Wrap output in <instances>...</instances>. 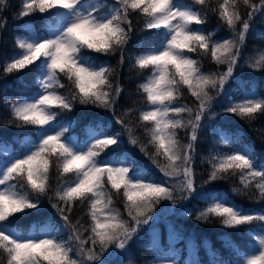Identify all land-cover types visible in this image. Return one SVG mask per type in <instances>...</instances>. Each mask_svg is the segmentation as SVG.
Wrapping results in <instances>:
<instances>
[{
    "label": "snow or ice",
    "instance_id": "6c2138e0",
    "mask_svg": "<svg viewBox=\"0 0 264 264\" xmlns=\"http://www.w3.org/2000/svg\"><path fill=\"white\" fill-rule=\"evenodd\" d=\"M243 4L251 11L242 14L238 0H21L16 18L39 13L50 22L43 34L28 29L25 35H16L19 51L0 65L3 74L29 66L37 70L36 91L3 100L11 116L6 123L35 127L36 133L22 140L20 151L0 142V264H115L107 256L114 250L127 252L141 227L156 220L154 213L162 201L176 206L198 192L193 155L199 130L217 115L213 111L215 98L225 94V84L240 65L254 17L257 13L264 16V0L258 4L243 0ZM6 6V0H0V13ZM209 13L227 25L231 38L214 39L212 33L196 27L207 23ZM133 15L142 24L141 31L149 35L136 55L126 56L135 30ZM6 25L0 17V30ZM85 50L106 56L119 53L120 65L130 59L138 74L145 70L151 73L138 85V91L146 94L140 107L117 116L122 88L113 84L112 69L95 64ZM188 53L210 54L217 65H227V71L206 74L200 61ZM245 63L264 71V55ZM182 86L195 98L193 106L180 102ZM66 87L67 94L57 91ZM245 87L249 90L240 100L225 98L222 112L251 122L264 115V96L251 91L249 85ZM75 104L107 110L122 131L111 132L93 121L83 139L74 137L71 118L60 120L58 116L72 112ZM136 113L137 124L149 137L146 143L137 139L131 120L124 118ZM179 130L185 131L187 143L181 142ZM125 133L130 144L167 179L144 172L130 157L114 155ZM217 135L218 143L228 148L213 150L202 185L238 176L242 187L234 186L233 192L264 200V164L257 163L251 146L235 143L225 132ZM112 190L123 199L127 218L110 207ZM199 194L205 206L184 214L201 222L215 218L225 228L250 226L255 239H248L253 247L237 253L235 264H264V213L247 211L216 192L201 190ZM44 199L55 209L62 227L39 223L27 233L13 227L33 211L38 212ZM77 204L87 208L90 223L85 219L72 224L71 213ZM65 229L69 232L66 239L62 235ZM177 238L178 233L169 225L170 244ZM188 244L190 257L184 264H198L196 246L192 241ZM145 246L159 249L155 229ZM176 256L170 249L157 258V264H180Z\"/></svg>",
    "mask_w": 264,
    "mask_h": 264
},
{
    "label": "trees",
    "instance_id": "16d2710c",
    "mask_svg": "<svg viewBox=\"0 0 264 264\" xmlns=\"http://www.w3.org/2000/svg\"><path fill=\"white\" fill-rule=\"evenodd\" d=\"M214 2L215 0H213V3ZM253 2L258 4L259 0H253ZM238 3L240 5V11L242 14L246 13L247 11H251L250 8H248L246 5L243 4V0H238ZM6 5L7 6L5 10L2 13H0V17H2L3 20L7 21L6 27L0 30V65L3 64L5 58L7 57L6 52L12 47V45L13 46L15 45L14 37L17 35L18 31H21L23 29L25 23H33L35 25H38V27H40L50 22L48 18H46L43 14H39V13H36L31 17L16 18V13L19 11L21 7V0H6ZM131 19L133 21V26L135 30L130 35L129 43L127 45L128 53L126 54V56L128 55L133 56L132 54L136 53L134 43L146 44L147 43L146 37L149 35V33H146L145 31H141L142 24L137 21L135 15H133ZM258 22L264 26V17H257L256 15L254 17L253 24H256ZM214 27H217L218 31L223 30V33H231L227 25L222 21H220L217 15L209 13L207 23L204 24V26H201V28L205 32L206 31L208 32ZM131 40H133L132 47H131ZM258 41L248 40V38H246L245 46L242 49L243 55L240 61V65L237 67L235 72L243 73L246 69H253L247 67L245 62L249 58L258 59L261 55H264V53H262L261 51L262 45ZM188 55L200 61L202 71L206 74L209 72H214V73L224 72L225 65H217L215 61L211 59L210 54L205 56L203 54L198 55L197 53H188ZM106 57L109 60V62L107 63V67H110L112 69L111 80L113 84H119V86L122 88V93L116 105V114L117 116H123L128 109H134L141 106V103L144 100L143 99L144 93L142 91H138V85L143 83L144 81L142 80L141 82L137 78L138 75L137 70L131 67L132 63L134 62L133 60L126 59L125 63L123 65H120L119 53H116L114 55H107ZM253 70L261 71L259 69H253ZM28 71L29 68L23 70L24 73ZM14 73H18V72H14ZM14 73L3 74L2 71H0V128H2L3 125H8L6 121L11 119L9 109H7L3 104V100H4L3 95L8 87V84L12 81L11 75H13ZM23 80L26 82L28 81L26 78H24ZM63 82L67 85L68 82L66 77L65 79H63ZM67 91H68L67 87L63 89L64 94H67ZM181 91L183 93V96L180 102L184 104H188L189 106H193L195 98L191 96V93L190 91H188L187 87L182 86ZM224 106H225L224 96L216 97L213 104V111L216 112L217 115L212 116L211 118H213V122L212 123L207 122L205 126L199 130L198 133L199 139L196 142L195 145L196 150L193 155V161H194L193 166L197 173L196 179L198 185V192L194 194L192 198L180 201L176 206H174V208H177V206L183 207L188 205L191 206L190 210L193 212H198L201 209V207H198V204L202 200V197L199 194V192L205 186L202 185V181L207 179L208 171L210 169L208 158L210 155L213 154L214 149H217L218 146H223V144L218 143L219 136L217 134H214L212 130L214 129L215 125H218L221 126L227 132L233 131L238 125L232 122L231 120H229L228 118L233 119L234 121L240 123L242 126L241 125L239 126L246 133L245 135H239V136L237 135L233 137V139L234 140L244 139L248 141L256 151V155L258 159L264 162V115H258L255 120L248 122L234 114L223 113L222 109L224 108ZM96 109L105 110L101 108H96ZM138 115L139 114L136 113L134 115L125 116L124 118L126 120H131L130 126L133 128L134 134L136 135L137 139H139L142 143H146L149 137L146 136L143 128L137 124ZM114 118L116 119V117ZM185 118L187 119V114H185ZM178 135L180 136L182 143H187L188 137L185 135L184 130H179ZM131 149L133 151H138L139 153H141L138 147L133 146ZM142 156L147 160V163L142 164L139 162L137 164L139 169L143 170L144 172L152 175L157 179H161V180L167 179L163 176V173L160 172L159 169L156 168V166L152 164L150 160L147 159V157H145L143 154ZM161 162L163 163L164 161L161 160ZM51 182L53 187H55L57 183L55 171H53ZM215 183L228 184L232 188L234 186L242 187L238 176L235 177L234 179L217 181ZM215 183L213 185H215ZM237 194L242 199H250L254 207L257 208L264 207V200H257L243 193H237ZM112 196H113V200L111 207L121 212V214L125 218H127V213L126 211H124L123 199L115 194V190H112ZM42 203L43 206L47 205L46 209L43 212H36V213L32 212V214L26 218L32 220H44L45 215L51 212L52 207L48 203L47 199H44ZM169 204H170L169 201H162L157 206L156 209L164 208L166 210ZM86 212H87V208L77 204V206L73 209V212L71 213L72 224L75 225L77 224L78 221L83 222L85 219H88V222L90 223V218L86 217ZM182 212H183L181 216L183 221L182 223L193 224L195 227L199 229H205V230H215L219 228L226 230L232 229V228H225L224 226L216 222L215 218H213L212 222H201V221H196L194 217H190L184 214L185 210H183ZM28 219L25 220L24 222L26 223ZM236 227H240V226H236ZM190 231L193 235L195 234L197 236V238L199 239L198 241H200L201 238L203 237L202 232L198 229H191ZM199 251L200 252L205 251V248L201 244H199ZM107 259L109 261L113 260L115 264H151L149 262L148 254L144 251H141L140 248H137L132 244H130V247L128 248L127 252H124V250H118L117 255L107 256Z\"/></svg>",
    "mask_w": 264,
    "mask_h": 264
},
{
    "label": "rangeland",
    "instance_id": "374dc122",
    "mask_svg": "<svg viewBox=\"0 0 264 264\" xmlns=\"http://www.w3.org/2000/svg\"><path fill=\"white\" fill-rule=\"evenodd\" d=\"M33 32H35V31H33ZM36 34H43V32H35ZM227 38H229V37H227ZM249 90V89H248ZM251 91H254V90H252V89H250ZM247 90H244L243 92H242V94H241V96L240 97H238L237 98V101L238 100H240V98L242 97V95L246 92ZM255 92V91H254ZM73 135V134H72ZM74 136V135H73ZM31 137H33V136H30V137H28V138H31ZM74 137H76V136H74ZM77 138V137H76ZM253 247V245L250 247V248H252ZM249 248V249H250ZM164 256V254L161 256V257H163ZM177 258V257H176ZM178 259V258H177ZM179 261V260H178ZM184 264V263H183ZM232 264H235V262L234 263H232Z\"/></svg>",
    "mask_w": 264,
    "mask_h": 264
}]
</instances>
